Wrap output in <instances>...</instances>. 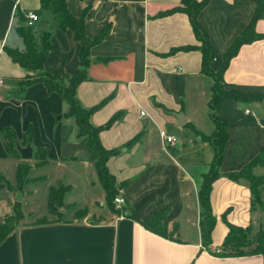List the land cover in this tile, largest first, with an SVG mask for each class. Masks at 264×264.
<instances>
[{"label": "crops", "instance_id": "crops-1", "mask_svg": "<svg viewBox=\"0 0 264 264\" xmlns=\"http://www.w3.org/2000/svg\"><path fill=\"white\" fill-rule=\"evenodd\" d=\"M66 3L75 17L87 12L88 38L110 30L90 51L88 80L79 85L77 98L87 110L105 102L90 119L95 128L119 118L101 132L100 141L104 149L119 151L107 166L116 179L118 195L126 198V214L119 219L121 215L107 207L96 161H86L88 153H81L84 150L78 142L85 137L78 136L75 119L64 117L68 111L64 100L58 94L46 97L43 84L19 94L17 83L28 72L4 51L5 47L25 50L16 33L19 12L39 16L34 25L38 41L45 32L52 33L54 50L46 60L47 72L73 77L80 69L81 43L75 40L73 31L59 28L51 11H41V0H0V79L5 81L0 86V130L12 129L20 147L30 145L34 151L42 149L46 153L44 165H38L40 157L36 158L35 153L30 161H24L21 155L10 156L0 134V173L12 187L0 188V226L13 216L17 202L24 213V220L0 246V264H264V255L220 258L202 244L199 192L215 153L194 130L206 136L215 132L209 107L214 81L202 73L199 50L174 52L200 46L186 14H166L178 7L180 0ZM257 3L258 0H213L201 12L200 23L215 52L214 71L219 70L227 49L250 24ZM256 31L264 35V17L256 24ZM224 81L229 90L262 99L226 100L218 111V116L228 122V143L210 194L216 218L213 250H219L228 235L227 223L251 227L254 234L261 227L262 214L254 206L249 182L233 181L228 175L264 155V40L240 49ZM178 113L186 118L182 126L174 116ZM72 122L74 132L69 131ZM29 129L33 138L24 146ZM160 130L175 136L177 144L164 145ZM134 139L137 141L130 145ZM52 161L57 167L75 168L80 179L77 189L85 192V203L81 202L84 204L77 210V203L64 202L63 218L38 224L36 221L45 215L34 216V211H26L32 205L27 201L36 195L31 184L46 182L47 177L30 175L51 166ZM23 163L31 167L29 181L18 188L17 172ZM9 173L15 181L8 178ZM253 173L264 177V166L256 167ZM261 192L264 202V187ZM80 210L88 211L83 219L78 218ZM162 212L173 238L157 235L142 225ZM31 218L36 220L31 222Z\"/></svg>", "mask_w": 264, "mask_h": 264}, {"label": "trees", "instance_id": "trees-1", "mask_svg": "<svg viewBox=\"0 0 264 264\" xmlns=\"http://www.w3.org/2000/svg\"><path fill=\"white\" fill-rule=\"evenodd\" d=\"M213 0H180V5L166 14L183 13L190 20L192 30L200 42L199 47H184L177 51H192L199 50L202 54V73L213 78L214 85L212 88V97L209 102L210 119L215 125V132L211 136L203 135L194 130L204 142L208 143L214 149V161L210 166L209 172L204 175L202 187L199 192V202L203 210L200 229L202 236L203 247L212 255L220 258H239L264 255V225L254 234L253 229L241 228L227 223L228 235L226 236L219 250L212 249V233L216 225V218L213 215L210 194L213 183L219 176V171L225 157V149L228 143L227 127L228 122L223 121L218 116V111L221 104L226 100H234L238 102H249L253 100H261L262 98H253L236 90H229L224 81V75L227 71L230 62L237 56L238 52L244 45L252 44L259 40H264V35L257 33L256 24L264 17V0H258L254 14L248 27L234 40L223 55V61L218 71H214L212 63L215 60V52L210 43L208 33L200 23L199 17L201 12ZM49 10L56 17L59 28L62 31L71 30L74 32L75 40L82 45L80 53V69L73 76L61 75L60 73H49L45 69L47 57L54 46L51 43V32H45L40 41L34 35V26H28V18L25 13L19 12L16 16L17 27L16 33L20 36L25 46L24 51L16 49L4 48V51L12 59V61L24 68L28 75L17 83V91L19 94H24L30 87L36 84H43L46 87V97L52 94H58L68 106V111L64 115L66 118H73L78 126V136L87 139V146L90 154L97 156L95 169L100 184L106 194L107 207L115 214L121 215V211L115 209L114 200L118 195L117 182L108 169V162L111 158L118 156L119 151H108L102 147L100 141L101 132L111 128L119 119L117 116L110 120L104 127L95 128L90 119L93 113L101 108L105 102L99 106L87 110L77 98V89L79 85L88 80V69L90 66V51L93 47L101 44L104 38L109 34V29L102 31L97 37L90 39L86 35L85 21L86 11L80 17H75L68 9L66 0H41V11ZM40 11V12H41ZM61 76V78H60ZM64 80L67 83H64ZM6 150L10 156H20L18 147L20 146L17 137L12 129H1ZM32 131L28 130L24 137V146L30 144L32 140ZM137 139L130 142L133 145ZM44 150H36L35 156L40 160L38 165L46 163ZM264 166V155H260L250 164L244 167L241 171L231 173L228 177L233 181L246 180L250 184V189L254 197V206L259 207L264 212V202L261 198V189L264 187V177L254 175L253 171L258 166ZM31 170L28 163L19 165L17 172L18 188L23 187L29 181L27 176ZM0 182H6L5 178L0 173ZM12 187L6 182V185L0 183L1 187ZM70 190L68 187L60 186V189L52 187L48 200L49 211L55 214L56 208L64 205V198ZM123 211H126V207ZM24 220L22 205L16 203L13 216L6 219L0 226V246L7 237L21 224ZM165 212L142 222V225L149 231L163 236L165 238H173L168 231L165 223ZM43 224L46 223L44 220Z\"/></svg>", "mask_w": 264, "mask_h": 264}, {"label": "rangeland", "instance_id": "rangeland-1", "mask_svg": "<svg viewBox=\"0 0 264 264\" xmlns=\"http://www.w3.org/2000/svg\"><path fill=\"white\" fill-rule=\"evenodd\" d=\"M61 78V76H60ZM64 83H67L64 80ZM67 109L68 106L66 105ZM74 121V120H73ZM74 128H75V123L72 122L71 124H69V131L74 132ZM74 134V133H73ZM71 136V134H70ZM74 137V135H73ZM72 139V137H70ZM78 144L83 148L84 151H81V153L87 154L86 157V161L88 162H94L97 160V156L90 154L88 146H87V139L86 138H82ZM35 153V151H34ZM80 153V154H81ZM75 168L71 165H67L66 167H57V164L54 163V161H52L51 166L49 167H45L43 169H40L36 172H32L30 177H47V181L46 182H33L30 186L31 189H33V191L36 192V195L31 197V199L29 201H27L28 203L31 201L32 205H28V207H26V211H28L30 209V211H34L35 215L34 216H41V215H45L44 218L36 221L38 224H43L42 222L45 220L46 223H50L56 220H59L61 218H63L62 212L61 210L63 208H66L65 205L56 208L55 214H52L49 211V207H48V190L50 187H55L56 189H60V186H64V187H68L70 188V190L67 192V194L65 195V204L68 203H77V207L76 209H80L82 208V204L85 203V192L81 191V189H77V186H80V179L78 178L77 174L74 173ZM79 173V172H78ZM8 178H10L11 180H14V177H12V174L9 173L8 174ZM27 179H29V174L27 176ZM15 181V180H14ZM3 183V185H6V182H0ZM28 183V182H27ZM24 186V185H23ZM74 189V190H72ZM77 189V190H76ZM84 202V203H81ZM257 209L260 210L261 214H262V219L259 222L260 225H264V212L261 211V209L257 206ZM88 215V211L87 210H80L78 213V218L83 219ZM35 221L36 218H31L30 221ZM89 220L92 221H98L97 218H90ZM29 221V222H30ZM257 230L259 229V227L257 226L256 228ZM254 233V231H253ZM194 237V235H192Z\"/></svg>", "mask_w": 264, "mask_h": 264}, {"label": "built area", "instance_id": "built-area-1", "mask_svg": "<svg viewBox=\"0 0 264 264\" xmlns=\"http://www.w3.org/2000/svg\"><path fill=\"white\" fill-rule=\"evenodd\" d=\"M27 18H28V26H31V27L34 26L35 23L39 21V16L35 13H29L27 15ZM4 85H5V81L0 79V86H4ZM142 115H144V113ZM160 136H161V139L164 145L166 146L174 147L177 144L176 137L173 135H170L168 132L164 130H160ZM114 205L117 211L122 212L119 218L121 219L124 216V214H126V211H123L124 208L127 206L126 198L121 194L117 195V197L114 200Z\"/></svg>", "mask_w": 264, "mask_h": 264}, {"label": "water", "instance_id": "water-1", "mask_svg": "<svg viewBox=\"0 0 264 264\" xmlns=\"http://www.w3.org/2000/svg\"><path fill=\"white\" fill-rule=\"evenodd\" d=\"M174 116L176 117L179 126H182L184 122L186 121V118L183 113L174 114ZM18 150L21 155V158L24 161H30L33 159L34 150L30 145L27 146L26 148H22L19 146Z\"/></svg>", "mask_w": 264, "mask_h": 264}]
</instances>
